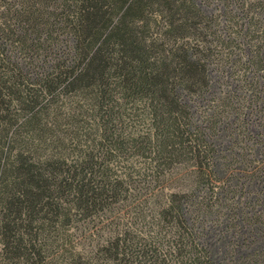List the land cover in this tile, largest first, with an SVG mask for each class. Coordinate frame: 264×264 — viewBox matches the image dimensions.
<instances>
[{"label": "trees", "instance_id": "16d2710c", "mask_svg": "<svg viewBox=\"0 0 264 264\" xmlns=\"http://www.w3.org/2000/svg\"><path fill=\"white\" fill-rule=\"evenodd\" d=\"M208 1L0 0V264H264V0Z\"/></svg>", "mask_w": 264, "mask_h": 264}, {"label": "rangeland", "instance_id": "374dc122", "mask_svg": "<svg viewBox=\"0 0 264 264\" xmlns=\"http://www.w3.org/2000/svg\"><path fill=\"white\" fill-rule=\"evenodd\" d=\"M199 6L206 12H211L216 10L217 3L209 2L208 0H196ZM211 86L210 91L204 97L184 95V101L189 105L195 120H198L202 109L207 102L208 97L213 94L219 93L220 90L227 87V81L230 82V79L226 76L221 75V72L212 70L210 71ZM215 239L212 236H207V242L211 243Z\"/></svg>", "mask_w": 264, "mask_h": 264}]
</instances>
